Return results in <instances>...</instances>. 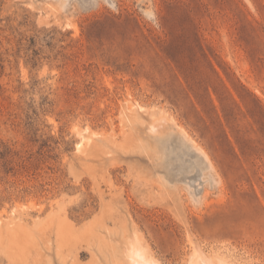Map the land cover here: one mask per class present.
<instances>
[{"label":"rangeland","instance_id":"1","mask_svg":"<svg viewBox=\"0 0 264 264\" xmlns=\"http://www.w3.org/2000/svg\"><path fill=\"white\" fill-rule=\"evenodd\" d=\"M135 236L264 264V0H0V264Z\"/></svg>","mask_w":264,"mask_h":264},{"label":"bare ground","instance_id":"2","mask_svg":"<svg viewBox=\"0 0 264 264\" xmlns=\"http://www.w3.org/2000/svg\"><path fill=\"white\" fill-rule=\"evenodd\" d=\"M68 25L71 26L70 24ZM126 108L132 110L134 108V104L128 103ZM87 131L88 128H86L84 131L79 132V141L76 146L78 150H81L83 147L87 146L90 143L91 136L87 134ZM12 212L15 213L16 209H13ZM125 255L129 259L130 264H161V261H159L155 257V255H153L151 249L145 246L142 239L138 236H135L131 241L130 246L126 247ZM213 258H209L198 249H194L187 264H230L226 261H223L222 259L216 260L215 258Z\"/></svg>","mask_w":264,"mask_h":264}]
</instances>
